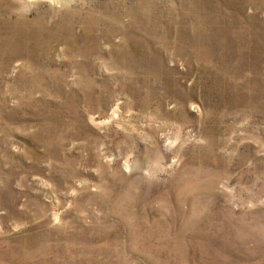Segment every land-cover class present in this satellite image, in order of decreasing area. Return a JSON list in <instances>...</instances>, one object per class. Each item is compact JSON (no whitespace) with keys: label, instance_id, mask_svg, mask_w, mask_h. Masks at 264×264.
I'll return each instance as SVG.
<instances>
[{"label":"rangeland","instance_id":"rangeland-1","mask_svg":"<svg viewBox=\"0 0 264 264\" xmlns=\"http://www.w3.org/2000/svg\"><path fill=\"white\" fill-rule=\"evenodd\" d=\"M0 3V264H264V0Z\"/></svg>","mask_w":264,"mask_h":264},{"label":"bare ground","instance_id":"bare-ground-1","mask_svg":"<svg viewBox=\"0 0 264 264\" xmlns=\"http://www.w3.org/2000/svg\"><path fill=\"white\" fill-rule=\"evenodd\" d=\"M49 1H51L52 3H54V4H56V3H60V4H62L63 3V1L64 0H49ZM66 1H68V0H66ZM4 9V7H3V5L0 3V11L2 12V10ZM1 12H0V14H1ZM71 12H63V14H70ZM43 20H44V18H43ZM238 38H239V40H241V37H240V35L238 34ZM232 42V40H231V38H229L228 36H226V38L224 39V44L225 45H229L230 43ZM246 44V43H245ZM245 44H239V50L240 51H242L243 49H246V46H245ZM212 53V52H211ZM225 54V53H224ZM224 56V55H223ZM224 64H226V62L224 63ZM222 66H224V65H222ZM225 67V66H224ZM226 68V67H225ZM222 69H224V68H222ZM222 71H224V70H222ZM225 71H227V70H225ZM224 71V72H225Z\"/></svg>","mask_w":264,"mask_h":264}]
</instances>
